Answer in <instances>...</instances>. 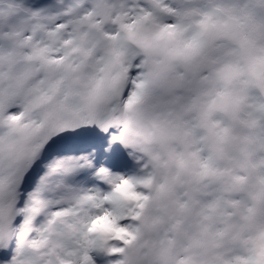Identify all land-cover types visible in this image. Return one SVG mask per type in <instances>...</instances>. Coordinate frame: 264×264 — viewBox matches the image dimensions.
Instances as JSON below:
<instances>
[{
	"label": "snow or ice",
	"instance_id": "6c2138e0",
	"mask_svg": "<svg viewBox=\"0 0 264 264\" xmlns=\"http://www.w3.org/2000/svg\"><path fill=\"white\" fill-rule=\"evenodd\" d=\"M0 264H264V0H0Z\"/></svg>",
	"mask_w": 264,
	"mask_h": 264
}]
</instances>
